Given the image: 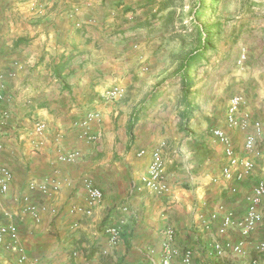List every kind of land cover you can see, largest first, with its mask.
<instances>
[{"label": "crops", "instance_id": "0c3cea01", "mask_svg": "<svg viewBox=\"0 0 264 264\" xmlns=\"http://www.w3.org/2000/svg\"><path fill=\"white\" fill-rule=\"evenodd\" d=\"M168 2L0 0V75L12 96L3 104L10 110L9 120L0 118V164L11 172L8 190L0 195V223L13 224L18 233L15 242L0 243V264H161L163 257L183 264L179 254L185 247L193 251L190 264H264V248L255 247L264 242V196L261 220L247 236L237 228L218 231L226 212L235 219L246 212L247 196L264 180V162L250 155L254 167L248 175L222 178L226 157L211 131L223 129L245 156L242 144L252 125L242 130L225 123L207 132V122L197 119L195 109L191 133H186L179 114L155 116L164 104L175 107L180 95L162 100V93L145 109L151 92L168 84L172 68H128L125 63L131 58L129 44H137L150 63L165 55L169 38L162 22ZM74 6L79 8L75 13ZM111 61L117 68H109ZM114 76L126 79V93L104 100L101 93ZM92 112L98 116L84 126ZM34 118L46 122L42 137L31 130ZM262 121L255 147L264 153ZM153 149L160 150L164 162L168 189L162 195L141 182ZM73 150L79 151L78 159L59 160ZM86 177L100 188L102 198L90 214L71 213L73 207L88 208ZM52 181L58 184L55 191L29 188L31 182ZM25 196L37 217L24 210ZM122 205L128 206L127 213L121 212ZM120 216L125 217L121 240L110 246L104 228ZM168 227L175 236L164 247ZM239 241L241 254L213 251L215 242Z\"/></svg>", "mask_w": 264, "mask_h": 264}, {"label": "rangeland", "instance_id": "374dc122", "mask_svg": "<svg viewBox=\"0 0 264 264\" xmlns=\"http://www.w3.org/2000/svg\"><path fill=\"white\" fill-rule=\"evenodd\" d=\"M216 1L215 16L208 21L222 23L221 32L215 39L216 50L206 52L201 62L191 67V75L194 77L192 90L198 97L197 101L194 100V108L197 109V119L207 122V132L214 125L226 123L227 103L234 94L243 98L242 110L249 114L252 121L256 117L259 122L264 119V0ZM201 2L207 4L209 0H169L167 9L163 10L162 22L169 38L165 55L150 63V58L144 57L137 44H129L131 58L125 61L128 68H140L141 64L147 68H177L175 56L180 51H186L189 46L182 41V36L195 30L194 25L198 22L196 10ZM240 56H244V59L238 63ZM120 61L122 60L117 62ZM111 63L109 68H117L118 63ZM172 70L168 72L171 75L168 84L162 82L155 91L157 97L164 93L162 100H167L169 96L170 100L172 96L180 95L179 76H175ZM115 76L110 78L112 82L125 87L126 79ZM125 77L131 78L128 74ZM152 102L145 105L146 110ZM175 105L164 104V108L157 110L155 116H161L159 112L162 115L165 112L169 115L178 114L183 106L178 101ZM191 127L192 124L189 123L190 130Z\"/></svg>", "mask_w": 264, "mask_h": 264}, {"label": "built area", "instance_id": "2783aa9c", "mask_svg": "<svg viewBox=\"0 0 264 264\" xmlns=\"http://www.w3.org/2000/svg\"><path fill=\"white\" fill-rule=\"evenodd\" d=\"M244 59V56H240L238 63H241ZM14 74L8 75L12 78ZM126 93V88L120 83H113L107 89L101 93V97L104 100L113 101L122 98ZM12 101V96L7 94L5 91L4 76H0V118L1 121L6 122L10 118L9 108L3 106L4 103H10ZM244 101L243 98L234 94L231 95L226 108L225 122L228 126L233 128H238L245 130L252 125L253 130L246 133L243 144L242 151L245 153V156H239L232 144V141L229 135L221 128H213L211 131L212 137L222 145L223 152L226 157V162L221 168V176L224 179H230L233 176L237 179H242L244 176L248 175L253 167L254 162L250 155L260 156L264 162V153H261L256 149V135L261 132V124L257 121H252L249 114L242 110V105ZM97 112L89 113L86 120L82 123L84 126L87 122L95 117H97ZM46 122L39 118L32 119V132L38 136L42 137L46 130ZM92 141L95 140V137H89ZM143 152V151H142ZM141 152V153H142ZM80 156L79 151H69L65 154L59 156V160L62 162H73L78 159ZM11 178V172L6 167L0 164V195L4 194L8 190V183ZM141 182L143 186L148 189L150 192L156 195H162L166 193L167 187V178L164 173V162L162 155L159 149H153L151 151V161L148 166V169L145 174L141 176ZM83 187L86 191V201L88 208L82 209L78 207L71 208V213L74 211H84L86 214L91 213V206L97 203L102 198V192L99 187L95 186L92 179L86 177L82 180ZM29 188L31 190H39L43 193H48L49 191H55L58 189V184L55 181H52L51 184L47 183H29ZM264 196V180H259L250 194L247 196V208L246 212L240 219H235L232 215V212H226L221 219L220 226L218 228L219 233H224L228 228H237L240 230L241 234L247 236L249 232L256 226V224L261 220V213L259 211V204L261 198ZM25 206L24 210L29 212L32 216L37 217V211L35 206L29 202L28 197H24ZM121 212L127 213L128 206L122 205ZM216 213L211 215V219H216ZM125 221L124 216H120L116 223L108 225L104 228V233L107 236V242L110 246H117L121 240V227ZM205 223V227H208L209 224ZM166 241L163 243L164 247H168V242L173 239L175 236V230L172 227H168L165 231ZM18 239V233L13 224H2L0 223V243L5 240L10 242H15ZM213 251L216 254L222 253L224 250H231L234 253L241 254L242 250V241L237 243H220L215 242L213 244ZM258 250L264 248V242H259L255 245ZM180 258L183 264H190L193 257V251L189 247H185L180 252ZM24 258H21L23 260ZM161 264H171L168 257H163Z\"/></svg>", "mask_w": 264, "mask_h": 264}, {"label": "trees", "instance_id": "16d2710c", "mask_svg": "<svg viewBox=\"0 0 264 264\" xmlns=\"http://www.w3.org/2000/svg\"><path fill=\"white\" fill-rule=\"evenodd\" d=\"M216 4V0H209L207 4L200 3L197 8L198 10H196L198 22L194 25L195 30L193 33L190 32L186 36H182V41L185 44L187 42L189 46L186 51H180L176 55L177 68L173 72L175 76H179L180 78L179 104L183 106L182 110L178 111V114L181 119V128L186 133H191L189 123L195 110L194 100L196 98V94L192 90L194 87V77L191 75V67L196 63H200L205 57L206 52L216 50L215 39L222 29L220 21L214 20L208 22L215 16ZM155 91L156 89L151 92L149 101H154L157 98ZM135 122L136 117H133L128 126L129 135H132V127Z\"/></svg>", "mask_w": 264, "mask_h": 264}, {"label": "bare ground", "instance_id": "6f19581e", "mask_svg": "<svg viewBox=\"0 0 264 264\" xmlns=\"http://www.w3.org/2000/svg\"><path fill=\"white\" fill-rule=\"evenodd\" d=\"M42 5H43V4H42ZM88 5H89V4H88ZM39 8H40V7H39ZM78 9H79L78 6H74V7H72V12L75 13V12L78 11ZM69 12H70V11H69ZM69 12H68V13H69ZM0 76H2V75H0Z\"/></svg>", "mask_w": 264, "mask_h": 264}]
</instances>
